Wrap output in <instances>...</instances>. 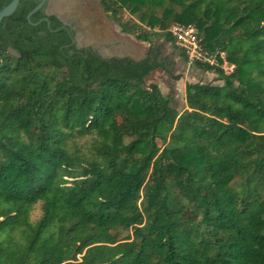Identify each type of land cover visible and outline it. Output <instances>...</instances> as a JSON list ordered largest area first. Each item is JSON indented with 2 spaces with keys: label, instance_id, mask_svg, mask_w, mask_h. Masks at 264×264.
Listing matches in <instances>:
<instances>
[{
  "label": "trees",
  "instance_id": "trees-1",
  "mask_svg": "<svg viewBox=\"0 0 264 264\" xmlns=\"http://www.w3.org/2000/svg\"><path fill=\"white\" fill-rule=\"evenodd\" d=\"M98 1L143 59L78 48L44 8L30 24L40 0L0 23V264H264V0ZM174 23L223 83H186L181 110L145 84L181 78L153 43L184 58Z\"/></svg>",
  "mask_w": 264,
  "mask_h": 264
},
{
  "label": "rangeland",
  "instance_id": "rangeland-1",
  "mask_svg": "<svg viewBox=\"0 0 264 264\" xmlns=\"http://www.w3.org/2000/svg\"><path fill=\"white\" fill-rule=\"evenodd\" d=\"M75 5H80L82 12L84 14L86 13L88 16H91L90 19L85 18L84 20L79 19L77 15L80 16L81 12L78 10V14L76 15L75 20H79L80 24H84L86 26L89 25V22L96 23V28L93 31V36H95V40L98 41V39L103 35L104 37L110 38L109 42L106 44H100V47L98 49L105 57H112V56H123L124 54L129 55L132 58H139L142 55H144L148 44L147 43H141L136 41L131 35H126L120 33V30L116 23H114L108 14L105 12L103 13L102 8L99 7L97 0H75ZM74 4V3H73ZM93 16H92V15ZM86 15V17H88ZM125 19L129 18L127 13H124ZM82 22V23H81ZM76 22L73 21V24H76ZM72 24V23H71ZM82 27V28H81ZM80 27V31L77 28L76 36L79 42V45H87L89 44V40L85 41L83 38L85 37V34L83 31L85 30L83 26ZM87 32V31H86ZM112 38V39H111ZM93 44H96L97 42H90ZM153 43L160 47L162 55L168 57L170 60H174L178 57V51L176 48L166 42L162 39H154ZM225 66V65H224ZM230 65L226 64L224 67L226 70V73L229 72ZM233 69V67H232ZM182 70H180L179 67H175L173 69V75H181V79L178 81L173 80L169 75H167L164 72L159 71V73L156 75V73H151L148 78L145 79V84L155 83L159 87L161 93L166 96L170 97L171 104L174 106L175 109L181 110L185 107L184 104V98L183 97V91H184V85L185 83L189 82H196L198 81V78H187L186 76H182ZM206 79H199V81L203 82H213L216 85H223L222 81L217 80V76L214 73H208L205 75ZM92 137L91 136H84L81 138H75V146L81 150H86L88 145L91 143ZM39 216V212L35 210L34 215L32 219H36ZM130 232H124L120 231L119 237L124 238L127 236Z\"/></svg>",
  "mask_w": 264,
  "mask_h": 264
},
{
  "label": "built area",
  "instance_id": "built-area-1",
  "mask_svg": "<svg viewBox=\"0 0 264 264\" xmlns=\"http://www.w3.org/2000/svg\"><path fill=\"white\" fill-rule=\"evenodd\" d=\"M168 32L174 39L178 49L184 54L188 66H192L195 63L212 67L218 65L216 54L209 52L203 46L202 37L194 25L184 26L174 23L169 27ZM219 56L223 59V64L220 67L226 73L224 67L228 63L224 61L222 53ZM229 67V72H231L233 66L230 65Z\"/></svg>",
  "mask_w": 264,
  "mask_h": 264
},
{
  "label": "water",
  "instance_id": "water-1",
  "mask_svg": "<svg viewBox=\"0 0 264 264\" xmlns=\"http://www.w3.org/2000/svg\"><path fill=\"white\" fill-rule=\"evenodd\" d=\"M75 0H40V2L38 3V5L33 8L26 16V20L27 22H29L32 25H38L40 22L44 21L47 23V26L49 27V21L47 18L39 21L38 23H31L30 22V17L36 13L37 11H39L41 8H45L47 7V15H51L54 14L61 22H62V28H67L71 26V21L73 20V17L78 13L76 9L77 6L75 5L76 3L74 2ZM20 0H12L10 2V4H8L6 7H4L1 11H0V23L1 21L6 18L9 17L17 8L18 4H19ZM74 3V4H73ZM99 6L100 2L98 1ZM75 7V8H74ZM75 29V28H74ZM72 43H76L78 44V39L72 40ZM79 45V44H78ZM81 46V45H80ZM81 47H84V45H82ZM96 50V49H95ZM96 52L102 57V58H108L103 56L102 54H100L98 52V50H96ZM133 59V58H132ZM135 60V59H134ZM137 61V60H136Z\"/></svg>",
  "mask_w": 264,
  "mask_h": 264
},
{
  "label": "crops",
  "instance_id": "crops-1",
  "mask_svg": "<svg viewBox=\"0 0 264 264\" xmlns=\"http://www.w3.org/2000/svg\"><path fill=\"white\" fill-rule=\"evenodd\" d=\"M97 3H98V0H97ZM99 5V4H98ZM77 6V8L76 9H78L80 12H81V14H80V16L79 15H77L78 16V18L79 19H82V20H84L85 18H88V19H90L91 18V16H88L86 13L84 14V12H82V10H81V6L79 5H76ZM100 7V6H99ZM75 8V7H74ZM100 8H102V7H100ZM78 10H77V12H78ZM102 11H103V13H104V10L102 9ZM107 14V13H106ZM76 15L73 17V20L70 22V23H72L73 24V21L74 22H76L77 21V23L76 24H74V28H75V31L77 32L78 30H77V28L79 29V31L81 30L80 29V27L81 26H83V28L85 29L84 31H83V33L85 34V37L83 38L85 41H87V40H89V44H87V45H89L90 47H92V48H94V50L96 49V50H98V52L100 53V54H102L101 52H100V50L98 49V47L99 48H101L100 47V44H101V42H102V44H106V43H108L109 42V40H110V38H108V37H104L103 35H101V37L98 39V41H96L95 39V36H93V31H94V29H97L96 28V23H91V22H89V25L88 26H86V25H84V24H80V21L79 20H75V18H76ZM86 15L88 16V17H86ZM92 15V14H91ZM93 16V15H92ZM82 23V22H81ZM82 28V27H81ZM87 31V32H86ZM112 39V38H111ZM90 42H97L96 44H93V43H90ZM148 47H149V45H148ZM148 47H147V49H146V51H145V53H144V55H142L141 57H139V58H133V59H135V60H141V59H143L145 56H146V53H147V50H148ZM95 50V51H96ZM178 51V50H177ZM184 56V55H183ZM112 57H130L129 55H126V54H124L123 56H112ZM108 58H110V57H108ZM130 58H132V57H130ZM185 58V57H184ZM184 58L183 57H181L179 54H178V57L177 58H175L174 60H172L173 62H174V66H173V69H175V67H179L180 68V70H182L183 72H182V76H183V74H184V76H186L187 78H198V81H199V79H206V74H208V73H203L202 71H200V70H197V69H195V68H193V67H190V66H188L187 64H186V62H185V60H184ZM159 71H161V72H163L162 70H160V69H157V70H155L154 72H152V73H156V75L159 73ZM179 75V74H178ZM181 76V75H180ZM182 78V77H181ZM180 78V79H181ZM153 83V82H152ZM187 83H189V82H187ZM186 84V83H185ZM157 85V84H156ZM185 86V85H184ZM184 89H185V87H184ZM182 98H184V91H183V97Z\"/></svg>",
  "mask_w": 264,
  "mask_h": 264
},
{
  "label": "flooded vegetation",
  "instance_id": "flooded-vegetation-1",
  "mask_svg": "<svg viewBox=\"0 0 264 264\" xmlns=\"http://www.w3.org/2000/svg\"><path fill=\"white\" fill-rule=\"evenodd\" d=\"M47 10H48V8L47 7H45L44 8V11H45V14L47 13ZM47 15V14H46ZM50 15V14H49ZM51 15H54V14H51ZM55 16V15H54ZM70 28V30L73 32V37H72V40L73 39H75V40H77V36H76V31H75V29H74V24H71V26L69 27ZM78 48H85V49H87V48H92V47H90L89 45H84V47H81L80 45H78V44H76V43H74ZM92 49H94V48H92Z\"/></svg>",
  "mask_w": 264,
  "mask_h": 264
}]
</instances>
